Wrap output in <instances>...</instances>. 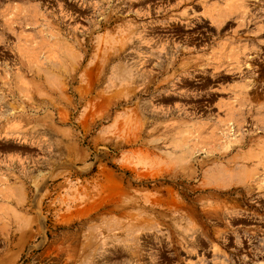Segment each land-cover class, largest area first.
Returning a JSON list of instances; mask_svg holds the SVG:
<instances>
[{
    "label": "rangeland",
    "instance_id": "rangeland-1",
    "mask_svg": "<svg viewBox=\"0 0 264 264\" xmlns=\"http://www.w3.org/2000/svg\"><path fill=\"white\" fill-rule=\"evenodd\" d=\"M0 264H264V0H0Z\"/></svg>",
    "mask_w": 264,
    "mask_h": 264
}]
</instances>
